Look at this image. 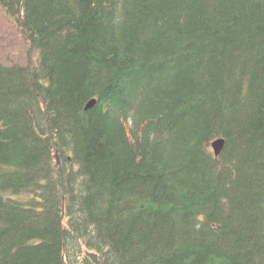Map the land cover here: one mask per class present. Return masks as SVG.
<instances>
[{
  "label": "trees",
  "instance_id": "1",
  "mask_svg": "<svg viewBox=\"0 0 264 264\" xmlns=\"http://www.w3.org/2000/svg\"><path fill=\"white\" fill-rule=\"evenodd\" d=\"M0 4V264H264V0Z\"/></svg>",
  "mask_w": 264,
  "mask_h": 264
},
{
  "label": "rangeland",
  "instance_id": "2",
  "mask_svg": "<svg viewBox=\"0 0 264 264\" xmlns=\"http://www.w3.org/2000/svg\"><path fill=\"white\" fill-rule=\"evenodd\" d=\"M27 48L30 51H35L28 42ZM25 51L23 39L19 36V29L4 16V12L2 15L0 7V61L7 60L4 62L5 65L11 62L23 61Z\"/></svg>",
  "mask_w": 264,
  "mask_h": 264
},
{
  "label": "water",
  "instance_id": "3",
  "mask_svg": "<svg viewBox=\"0 0 264 264\" xmlns=\"http://www.w3.org/2000/svg\"><path fill=\"white\" fill-rule=\"evenodd\" d=\"M94 103H95L94 101H91V102L88 104L87 108H91V107L94 105ZM222 145H223V142H222V141H218V142H216V143L214 144V148H215V150H216L217 153L221 150Z\"/></svg>",
  "mask_w": 264,
  "mask_h": 264
},
{
  "label": "bare ground",
  "instance_id": "4",
  "mask_svg": "<svg viewBox=\"0 0 264 264\" xmlns=\"http://www.w3.org/2000/svg\"><path fill=\"white\" fill-rule=\"evenodd\" d=\"M247 81V80H246ZM244 98V97H243ZM92 100H95V99H91L87 104H86V107L88 106V104L92 101ZM92 109V108H91ZM219 140H223L224 142H225V138L223 139V138H220V139H217V140H215L214 142H216V141H219ZM213 142V143H214ZM212 143V144H213ZM211 144V145H212ZM264 174V173H263ZM49 178V177H48ZM48 183V182H47ZM54 183V182H53ZM35 184V183H34ZM35 186H38V185H35ZM44 187V186H43ZM57 188V187H56ZM43 189V188H42ZM43 191V190H42ZM43 193V192H42ZM223 209V208H222ZM206 211V210H205ZM223 216V215H222ZM200 228V227H199ZM33 241V240H32ZM34 242V241H33ZM84 244V243H83ZM179 249H180V247H179ZM175 250V249H174ZM148 259H149V257H148ZM155 260V259H154Z\"/></svg>",
  "mask_w": 264,
  "mask_h": 264
}]
</instances>
